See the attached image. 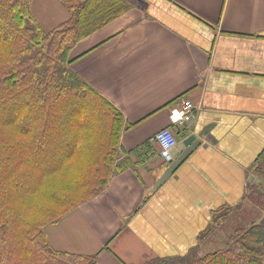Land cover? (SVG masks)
Instances as JSON below:
<instances>
[{
    "label": "crops",
    "instance_id": "obj_1",
    "mask_svg": "<svg viewBox=\"0 0 264 264\" xmlns=\"http://www.w3.org/2000/svg\"><path fill=\"white\" fill-rule=\"evenodd\" d=\"M128 1L78 41L70 67L122 112L119 159L129 165L46 228L54 248L95 253L97 264L204 254L229 217L263 214L244 196L264 180V0ZM31 10L45 29L69 15L59 0H31ZM185 98L195 116L182 127L169 115ZM166 126L177 143H200L153 187L168 164L155 137ZM222 207L230 213L217 223Z\"/></svg>",
    "mask_w": 264,
    "mask_h": 264
},
{
    "label": "trees",
    "instance_id": "obj_2",
    "mask_svg": "<svg viewBox=\"0 0 264 264\" xmlns=\"http://www.w3.org/2000/svg\"><path fill=\"white\" fill-rule=\"evenodd\" d=\"M59 1L68 18L45 29L31 0H0V264H97L95 253L54 248L46 228L129 165L119 159L122 112L71 69L70 53L132 4ZM246 197L263 214L237 226L224 247L145 264H264V180ZM230 209L219 208L215 221Z\"/></svg>",
    "mask_w": 264,
    "mask_h": 264
},
{
    "label": "built area",
    "instance_id": "obj_3",
    "mask_svg": "<svg viewBox=\"0 0 264 264\" xmlns=\"http://www.w3.org/2000/svg\"><path fill=\"white\" fill-rule=\"evenodd\" d=\"M195 116L194 107L188 99L181 100L179 106H174L170 109V121L179 126L187 125ZM155 137L160 145V155L166 162L173 159L172 148L177 144L176 132L166 126L158 130Z\"/></svg>",
    "mask_w": 264,
    "mask_h": 264
},
{
    "label": "rangeland",
    "instance_id": "obj_4",
    "mask_svg": "<svg viewBox=\"0 0 264 264\" xmlns=\"http://www.w3.org/2000/svg\"><path fill=\"white\" fill-rule=\"evenodd\" d=\"M32 7H33V2H32ZM55 21H57V20H55ZM55 21L53 20L52 23L54 24ZM251 204L253 205L252 202H251ZM253 215H255V211H247L245 209V210L239 211L235 215L229 217L227 219V221L225 222V224L221 228H219L215 234L210 236L211 242H207L204 244V246L201 249V253H204V252L209 251V250L217 249L220 247H224L226 245L225 236L227 237V235L229 233H231L236 226L246 224V221L249 218L252 219ZM223 238H225V239H223Z\"/></svg>",
    "mask_w": 264,
    "mask_h": 264
},
{
    "label": "water",
    "instance_id": "obj_5",
    "mask_svg": "<svg viewBox=\"0 0 264 264\" xmlns=\"http://www.w3.org/2000/svg\"><path fill=\"white\" fill-rule=\"evenodd\" d=\"M200 143V139L194 135H189L180 142H178L171 150L173 159L168 162L163 174L158 178L153 187L161 184L174 170V168L181 162L189 150L193 149ZM180 151V152H179Z\"/></svg>",
    "mask_w": 264,
    "mask_h": 264
}]
</instances>
